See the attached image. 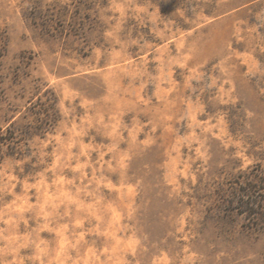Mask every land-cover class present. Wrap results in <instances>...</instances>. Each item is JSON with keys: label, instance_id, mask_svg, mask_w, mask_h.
<instances>
[{"label": "rangeland", "instance_id": "obj_1", "mask_svg": "<svg viewBox=\"0 0 264 264\" xmlns=\"http://www.w3.org/2000/svg\"><path fill=\"white\" fill-rule=\"evenodd\" d=\"M10 127L0 264H264V0H0Z\"/></svg>", "mask_w": 264, "mask_h": 264}, {"label": "trees", "instance_id": "obj_2", "mask_svg": "<svg viewBox=\"0 0 264 264\" xmlns=\"http://www.w3.org/2000/svg\"><path fill=\"white\" fill-rule=\"evenodd\" d=\"M37 110L36 122L33 124L29 122L23 125V128H17L18 131L21 130L22 134L31 136V135H41L46 133L50 126H52L56 120V112L52 113L49 110V107H52V104L41 103ZM35 113V112H34ZM20 129V130H19ZM17 130L13 127L8 128V131L0 132V153L5 152L3 146L7 145L11 148V153H17L19 150V139L17 135Z\"/></svg>", "mask_w": 264, "mask_h": 264}]
</instances>
